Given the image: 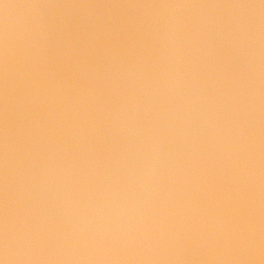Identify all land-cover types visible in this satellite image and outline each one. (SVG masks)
I'll use <instances>...</instances> for the list:
<instances>
[{"label":"snow or ice","instance_id":"6c2138e0","mask_svg":"<svg viewBox=\"0 0 264 264\" xmlns=\"http://www.w3.org/2000/svg\"><path fill=\"white\" fill-rule=\"evenodd\" d=\"M0 264H264V0H0Z\"/></svg>","mask_w":264,"mask_h":264}]
</instances>
